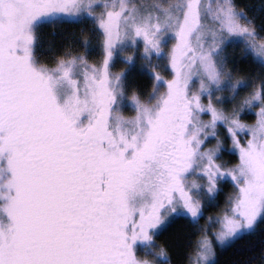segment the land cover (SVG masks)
I'll list each match as a JSON object with an SVG mask.
<instances>
[{"label":"snow or ice","instance_id":"obj_1","mask_svg":"<svg viewBox=\"0 0 264 264\" xmlns=\"http://www.w3.org/2000/svg\"><path fill=\"white\" fill-rule=\"evenodd\" d=\"M49 22L75 25L66 43ZM257 234L246 264H264V18L235 0H0V264H172L184 235L176 264H217Z\"/></svg>","mask_w":264,"mask_h":264},{"label":"trees","instance_id":"obj_2","mask_svg":"<svg viewBox=\"0 0 264 264\" xmlns=\"http://www.w3.org/2000/svg\"><path fill=\"white\" fill-rule=\"evenodd\" d=\"M239 7L244 8L250 16L255 17L256 23L259 24L261 19L264 18V10L261 6L264 5V0H235ZM57 36L50 37L48 35L45 42H51L53 47L63 45L67 42L70 32L65 34L64 32H57ZM137 79V77H136ZM138 80V79H137ZM138 82L142 89L147 88V82L139 79ZM183 228L182 221L172 222L159 234V240L161 242L172 240L178 230ZM186 231V230H185ZM193 242V238L189 235H184L183 244L179 246L178 250H174L172 253V264H176L177 260L183 258V250L188 244ZM260 248L259 235H243L236 239L227 249L219 254L217 264H246L249 259H256ZM179 251V252H178ZM179 253L178 256L175 253Z\"/></svg>","mask_w":264,"mask_h":264},{"label":"rangeland","instance_id":"obj_3","mask_svg":"<svg viewBox=\"0 0 264 264\" xmlns=\"http://www.w3.org/2000/svg\"><path fill=\"white\" fill-rule=\"evenodd\" d=\"M55 25H56V27H55ZM55 25H51V27H49L48 29H46V26H44V25L41 26V31L44 33V40H46L45 38H46L48 35H50V37H55V36H57V35H58L57 32H64L65 34H67L68 32L71 33L72 29L75 27V25L67 24V23H63V22H56ZM230 43H232V42H230ZM233 46L236 47V48H239V46H240V42L237 41ZM120 66H121L120 63L117 62V64L115 65V67H114L113 70H114V71H115V70H119V67H120ZM130 71H131L132 73H136V74H138V75L136 76L138 80L141 79V80H143V82H147V88L142 89V90L147 91V90L150 89V78H149V74L147 73V70H146V69H141V68H139V65L137 64V65H133V66L131 67ZM142 88H143V86H142ZM228 191H230V187H229L228 189H226V190L224 191V193H222V197H226ZM221 203H223V199L221 200ZM170 224H171V223L164 225V226L162 227L161 231H162L163 229H165V228H166L168 225H170ZM161 231H160V233H161ZM242 236H243V235H242ZM240 237H241V236H240ZM237 239H238V238H237ZM235 240H236V239H235ZM235 240L230 241V242H229L228 244H226L224 247L218 249V254H217L216 260L218 259L219 254L222 253V251H224L225 249H227V248H228V247H229V246H230ZM178 252H179V251H178ZM175 254H177L178 256L180 255V254L177 253V252H176Z\"/></svg>","mask_w":264,"mask_h":264},{"label":"flooded vegetation","instance_id":"obj_4","mask_svg":"<svg viewBox=\"0 0 264 264\" xmlns=\"http://www.w3.org/2000/svg\"><path fill=\"white\" fill-rule=\"evenodd\" d=\"M56 22H49V23H46L44 24V26H46V29H48L49 27H51V25H55ZM56 27V25H55Z\"/></svg>","mask_w":264,"mask_h":264}]
</instances>
